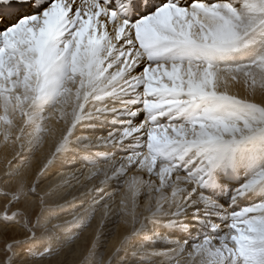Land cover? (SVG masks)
<instances>
[{"label":"snow or ice","instance_id":"obj_1","mask_svg":"<svg viewBox=\"0 0 264 264\" xmlns=\"http://www.w3.org/2000/svg\"><path fill=\"white\" fill-rule=\"evenodd\" d=\"M0 137V264H264V0H0ZM69 162L87 208L42 188Z\"/></svg>","mask_w":264,"mask_h":264},{"label":"bare ground","instance_id":"obj_2","mask_svg":"<svg viewBox=\"0 0 264 264\" xmlns=\"http://www.w3.org/2000/svg\"><path fill=\"white\" fill-rule=\"evenodd\" d=\"M1 138L2 137H0V142H1V144H0V158L4 159L5 161L6 160L10 161L12 158L15 157L14 152L18 149L19 146L17 145L14 148L11 142L5 143L3 138L2 139ZM45 148H47V145H45ZM107 149H100V150L101 151H108ZM118 150L120 151V149H118ZM43 157H44V150H42L37 155V159L32 160V162L29 166H27L26 168H23V167L20 168L21 172H20V177H18V178H22L29 183L31 181H33L36 178V175L34 176V172L39 169L40 164L43 161ZM5 161H4V163H5ZM1 166L2 165L0 163V172L3 170V167H1ZM17 166L18 165L15 163L13 167H17ZM78 166H79V164L74 165L71 162H69L66 165L59 166L56 170V173L58 174V176L52 178L51 181H49L47 184H45L43 189L45 192H48V193H50L51 191L58 190L56 192H59V194L56 196L55 199L60 200L59 202L62 204H65L66 202L68 204L70 202H78V205H83V207L87 208L88 204L91 201L89 199H87V201L84 199L82 200V198H86L88 196V193L85 191V186L90 187V185L88 184V180H87V170L86 169L84 170L85 175H81L80 177H78L80 174L77 173L75 171V169H73L74 167H78ZM72 178H75V179H72ZM231 178H234L237 183H242L245 179L244 169L240 170L239 175H233ZM76 180H78V182L73 184V182H75ZM65 183L68 186L70 185L69 186L70 188L63 190V187L66 186V185H64ZM215 197L218 199H222V200L227 198L226 196H220V195H217ZM79 201H82V202H79ZM83 201H85V202L83 203ZM67 209H70V212L71 211L80 212L76 209L73 210L71 207H68ZM104 215H105V210L103 208H101L100 211L98 212L96 218H95V221L98 220L99 225H101V220H102V217H104ZM72 219H73V213H70L69 215H66V216L60 218L59 221H54L53 223H57V222L67 223V222H71ZM91 231H92V228L86 230L85 234L82 237H87V235L90 234ZM123 235H124V232L119 237L113 238L112 242L118 241V238L122 239ZM91 236L93 237L94 233H92ZM114 245H116V244H114Z\"/></svg>","mask_w":264,"mask_h":264},{"label":"rangeland","instance_id":"obj_3","mask_svg":"<svg viewBox=\"0 0 264 264\" xmlns=\"http://www.w3.org/2000/svg\"><path fill=\"white\" fill-rule=\"evenodd\" d=\"M2 139V138H1ZM0 144H1V142H0ZM39 154V153H38ZM37 154V155H38ZM37 155H36V157H34V158H32L31 159V162H32V160H35V159H37ZM4 159H1L0 158V163H1V167H3V170L0 172V181H2L3 180V178H4V176H5V172L7 171V166H6V161H5V163H4V161H3ZM16 160H17V157L15 156L14 158H12L10 161L12 162V165L14 166V164L16 163ZM2 161V162H1ZM31 162L30 163H28V164H26L25 166H23V168H26L27 166H29L30 164H31ZM59 167V166H58ZM58 167H56V168H53L52 169V171L50 172V174L47 176V178L44 180V182H43V184H42V188L45 186V184H47L49 181H51V179L52 178H54V177H56V176H58V174L56 173V170H57V168ZM21 172V171H20ZM36 175V171L34 172V176ZM81 175H79L78 177H80ZM72 179H75V178H72ZM77 179V178H76ZM76 182H78V180H76L75 182H73V184H75ZM64 185H66V183L64 184ZM70 186V185H69ZM68 185H66V186H64L63 187V190L65 189H68V188H70ZM56 191H58V190H55V191H51L50 193H52V195H51V198H50V200H49V203H52V204H58V205H64V204H62V203H60L59 201L60 200H56L55 198H56V196L59 194V192H56ZM61 191V190H60ZM69 195V194H68ZM86 200L87 201V199H88V196L86 197V198H82V200ZM80 200V199H79ZM90 200V199H89ZM79 202H82V201H79ZM85 201H83V203H84ZM90 202V201H89ZM71 204H73V203H75V204H77L78 205V202H70ZM68 204V205H71V204ZM85 208V207H84ZM76 210H78V211H81L80 210V208L79 207H77V208H75ZM100 209L101 208H99L97 211H96V215H95V217L92 219V221H91V226L88 228V229H90V228H92V231H91V233L90 234H88L87 235V237H82L84 234H85V232H86V230L80 235V237L78 238V239H76L73 243H72V245L70 246L72 249H81V248H84V247H90L91 246V243H92V241L94 240V238H95V236H96V234H97V232L101 229V225H99V222H98V220L97 221H95V218H96V216H97V214H98V212L100 211ZM70 213H73V211H71L70 212V209H66V210H64V212L61 214V217L60 218H62V217H64V216H66V215H69ZM54 222V221H53ZM104 223L105 224H108L109 223V221L108 220H104ZM87 229V230H88ZM92 233H94V236L92 237L91 235H92ZM122 233H123V230H121L115 237H113V238H116V237H119L120 235H122ZM72 234H75V230L73 231V233ZM113 238H111L110 239V241H109V245H110V247H109V251H111L117 244H118V242H119V238H118V241H114V242H112V240H113ZM115 240V239H114ZM112 242V243H111ZM114 244H116V245H114ZM83 255V252L81 251V252H79L77 255H75V256H70L69 258L70 259H79L81 256ZM107 260V256L105 257V261Z\"/></svg>","mask_w":264,"mask_h":264}]
</instances>
